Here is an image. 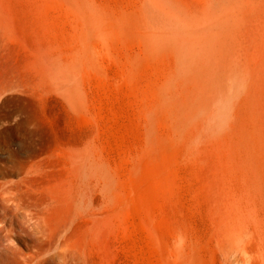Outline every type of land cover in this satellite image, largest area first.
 <instances>
[{
	"label": "rangeland",
	"instance_id": "1",
	"mask_svg": "<svg viewBox=\"0 0 264 264\" xmlns=\"http://www.w3.org/2000/svg\"><path fill=\"white\" fill-rule=\"evenodd\" d=\"M227 2L220 29L196 19L210 0H0V264H179L165 244L177 220L140 153L138 96L162 77L178 83L160 107L177 210L201 264H240L225 242L230 216L247 206L256 233L264 221V0ZM147 7L166 23L149 30L141 63L126 65L133 52L114 15ZM182 60L186 72L173 76ZM86 155L114 172L106 218L80 199L82 189L99 196L96 181L69 173Z\"/></svg>",
	"mask_w": 264,
	"mask_h": 264
},
{
	"label": "bare ground",
	"instance_id": "2",
	"mask_svg": "<svg viewBox=\"0 0 264 264\" xmlns=\"http://www.w3.org/2000/svg\"><path fill=\"white\" fill-rule=\"evenodd\" d=\"M210 1L211 3H206L203 8L201 7V11H203L204 14L200 12L198 16H196V19L205 28L216 26L221 29L222 18L218 14L221 12L222 8L228 4V2L227 0ZM208 11L215 13V16L205 17V13L207 14ZM164 16L165 13L159 7H147L142 11L135 13H127L123 11L114 15L116 23L115 30L118 37L125 43L129 44L132 49L131 52H133V56H125L126 65L134 66L141 63L143 59L142 55L152 51L153 46L150 43L151 39L149 38V30L156 31L159 29L161 24L165 25L166 22L162 21ZM179 17L180 16H177V18ZM104 27L107 28L106 26ZM178 66L179 67L177 69L175 68L172 71V75L180 78L184 75L186 68L189 65L182 60L179 61ZM117 78H119V76H117L116 79ZM177 85L178 83H175L167 77L154 79L151 81V85L148 90L145 91L146 93L138 96L141 102L139 116L142 121V145L140 153L146 154L148 156V161L154 164L155 169L152 177V185L154 184L155 189L154 192H156L158 197L163 200L167 214L170 215L171 218L177 220L178 223V226L171 230L170 240L168 243H165L167 246L163 243L162 244L165 245L171 252H174L175 260L179 264H201L203 260V253L199 249L196 242V233L188 225V223H186L187 215L177 210V206L180 204L181 190L179 182H177L178 179L174 176V170H172L173 160L169 139L170 132L166 126V119L160 114V107L163 102H165V99H167L165 97L167 95L165 93V89L171 88L172 86L176 87ZM80 161L82 162L74 161L70 165L69 173H71L72 178L75 180H85L87 184H91L95 180L99 188V196L96 198L89 195L87 190L82 189L79 192L80 199H82L84 205H89L91 208L90 212L93 217L106 218L110 212L112 203L118 200L119 194L117 191L118 188L110 182V175L111 173H114L113 171L110 172L111 165L109 162L98 160L92 155H86L84 159ZM120 170L122 169L120 168ZM22 173L23 176H28L32 173V171L23 169ZM145 174L147 175V173ZM131 180L133 181L132 178ZM243 209L245 211H242L239 214L232 213L230 221L227 222L228 225L225 229V242L232 245L235 249L233 251H230L229 249V258L232 257L236 263L240 264H250V258H257L258 261L255 260L256 262L254 264H264V246H262L264 243V221L260 220L262 225L261 230H259V234L256 233V228L251 224L252 220L259 218H257L254 211H250L247 206L243 207ZM3 211L4 210H2V213ZM29 216L31 219L34 215ZM259 216L264 220V205H261V213ZM149 241L152 244L157 240L150 238Z\"/></svg>",
	"mask_w": 264,
	"mask_h": 264
}]
</instances>
